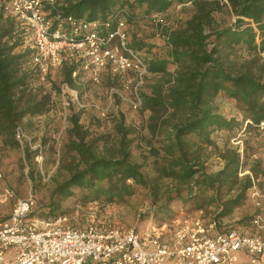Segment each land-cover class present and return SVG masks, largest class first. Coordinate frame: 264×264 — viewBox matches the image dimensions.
I'll return each instance as SVG.
<instances>
[{"label": "trees", "instance_id": "trees-1", "mask_svg": "<svg viewBox=\"0 0 264 264\" xmlns=\"http://www.w3.org/2000/svg\"><path fill=\"white\" fill-rule=\"evenodd\" d=\"M187 3L193 8L190 18L178 28L165 31L166 56L145 61L147 71L155 76L149 84V92L140 94L141 110L149 113L148 138H145L154 158L152 176L145 175L142 165L132 160V139L122 120L115 127L113 146L100 150V138L84 129L74 114L69 118L67 141L58 159L68 174L53 189L48 204L50 210L38 215L33 209L31 217L63 215L64 211L56 215L53 212L60 209L63 201L73 197L76 190L82 203L123 202L134 195L137 187L151 189L156 199L157 186L167 180L163 201L150 215L142 213L143 221L169 224L180 212L203 211L205 206L215 205L214 219L220 226L219 219L242 206L253 184L264 179V136L256 127L264 122V65L248 66L252 59L258 60L257 54H264V0H55L46 10L50 16L59 13L98 21L100 33L115 30L117 23L123 21L128 34L133 19L129 10L142 7L150 15ZM223 6L229 7L236 19L229 26L216 28L213 12ZM23 37L28 38L29 48L18 52L16 49ZM128 45L135 51L139 49L129 42ZM239 51H248L255 58L240 62L229 58ZM34 53L30 29L15 16L0 11V136L11 148L18 147L15 131L20 122L45 112L42 103H22L15 96L9 78L10 70L27 55L34 72L45 75L32 62ZM170 64L175 67L172 72L168 68ZM80 67L81 60L63 61L62 77L68 86H74L81 74ZM75 71L77 76L73 77ZM221 96L237 103L242 113L240 122L213 107L215 99ZM247 120L249 122L245 123ZM219 131L233 134L242 131L255 137L263 156L249 149L250 140H245L240 150L234 147L221 150L213 138ZM151 138H156L157 147L153 146ZM208 147L218 151L222 162V167L214 173H209L205 166L208 157L202 158V151ZM24 153L27 157L26 150ZM239 168L248 173L239 176ZM176 201L182 203L177 210L172 205Z\"/></svg>", "mask_w": 264, "mask_h": 264}, {"label": "rangeland", "instance_id": "rangeland-1", "mask_svg": "<svg viewBox=\"0 0 264 264\" xmlns=\"http://www.w3.org/2000/svg\"><path fill=\"white\" fill-rule=\"evenodd\" d=\"M133 16L128 33V42L138 46L137 51L144 61L151 57L166 56L167 45L165 43V31L178 28L180 24L190 18L193 8L190 3L174 5L162 13L146 14L144 8L135 7L129 10ZM216 28L229 26L236 19L232 10L223 6L213 12ZM29 48L28 38L22 39L17 51ZM255 55L248 51H239L230 55V59L236 62L250 61ZM258 60L252 59L248 66L264 65V54H257ZM169 71L174 70V65L168 66ZM9 78L15 96L24 104L42 103L45 112L38 116L24 118L19 128L22 130L18 141V147L11 148L6 145L0 136V220L6 217L19 199L32 198L35 204V213L40 215L50 210L49 201L56 184L62 181L68 171L58 161L64 143L67 141L66 130L70 125L69 118L72 115L78 117L79 123L94 137H99L98 146L112 147L116 138V125L122 120V124L129 130L128 137L132 139L130 151L132 160L142 165L141 170L147 176H152L151 162L154 158L150 155L147 142L148 132L146 121L149 113L141 109H133L126 101L118 97L109 98L110 88H116L123 96L129 98L135 90V78L129 72L113 73L105 70L97 82L80 74L71 87L78 92V97L84 104L78 108L71 99L72 97L61 91L64 82L61 65L50 67L45 75L34 72L29 55L19 65L10 70ZM155 78L148 74L142 85L137 87L140 96L149 92V84ZM70 87V86H69ZM213 107L226 117L242 120V113L237 103L223 96L215 99ZM16 132V131H15ZM147 136V137H146ZM146 137V138H145ZM250 137V138H249ZM217 146L223 150L225 147H234L240 150L245 146L244 141L250 140L249 149L256 151L257 156H263L255 137L237 131L230 133L219 131L213 135ZM153 146L157 147L156 138H151ZM24 150H26V156ZM218 151L214 147H208L202 151L203 159L207 156L205 166L209 173H214L222 167L221 159L217 156ZM244 171V169H242ZM256 187L264 191L263 178L259 179ZM167 180L162 181L158 197L155 199L151 189L137 187L134 195L127 197L123 202L103 204L102 202L82 203L75 191L73 197H69L61 203L60 209L64 211L66 224L73 227H84L91 223L119 224L141 228L148 221L142 220V213L151 214V210L162 201L163 191L168 186ZM210 194V193H209ZM158 200L157 203H153ZM177 210L182 205L180 201L172 203ZM180 212V211H179ZM205 217L214 218L217 208L215 205L203 208ZM254 213L251 201L232 211L230 215L220 220V228L232 223L241 224L247 222ZM145 216V214H144ZM242 264H251L246 259Z\"/></svg>", "mask_w": 264, "mask_h": 264}, {"label": "built area", "instance_id": "built-area-1", "mask_svg": "<svg viewBox=\"0 0 264 264\" xmlns=\"http://www.w3.org/2000/svg\"><path fill=\"white\" fill-rule=\"evenodd\" d=\"M54 3L0 0V11L15 16L30 29L35 50L32 62L39 71L45 74L50 67L74 59L81 60V74L95 82L105 70L129 72L135 78L133 95L126 98L112 87L109 98L118 97L131 108L141 109L137 87L149 72L140 53L128 45L125 23L119 21L115 30L100 33L98 21L59 13L50 16L46 7ZM72 76L76 77L77 71ZM61 91L67 92L78 108L84 107L75 89L63 83ZM256 127L264 136V122ZM21 132L18 127L17 140ZM246 173L239 168V176ZM248 200L254 213L246 223L220 228L219 221L208 220L197 210L180 212L169 224L148 221L137 228L100 223L73 227L66 224L64 216L31 217L33 199H19L0 220V264H237L240 253L247 255L251 264H263L264 191L253 184Z\"/></svg>", "mask_w": 264, "mask_h": 264}, {"label": "crops", "instance_id": "crops-1", "mask_svg": "<svg viewBox=\"0 0 264 264\" xmlns=\"http://www.w3.org/2000/svg\"><path fill=\"white\" fill-rule=\"evenodd\" d=\"M246 259H248V256L245 255V254H243V253H240L238 255V262H237V264H242Z\"/></svg>", "mask_w": 264, "mask_h": 264}]
</instances>
